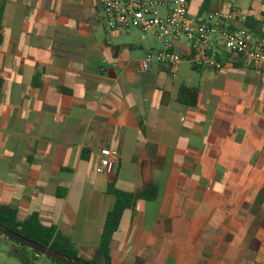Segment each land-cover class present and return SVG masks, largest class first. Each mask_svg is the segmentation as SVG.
I'll use <instances>...</instances> for the list:
<instances>
[{
	"label": "crops",
	"instance_id": "crops-1",
	"mask_svg": "<svg viewBox=\"0 0 264 264\" xmlns=\"http://www.w3.org/2000/svg\"><path fill=\"white\" fill-rule=\"evenodd\" d=\"M224 1L192 0L190 14ZM262 2L238 1L256 23L252 39L264 37ZM2 4L0 207L21 220L37 215L91 260L115 205L109 185L139 191L141 162L151 160L159 198L125 212L114 264H228L251 251L252 224L264 221V69L237 56L222 70L185 60L175 76L157 62L139 74L159 41L136 27L109 30L95 0ZM176 47L187 53L190 44ZM182 85L200 89L196 106L178 102ZM106 151L119 158L112 174L97 172ZM252 212L263 219L244 236ZM17 249H0V264H24ZM24 253L31 264H55Z\"/></svg>",
	"mask_w": 264,
	"mask_h": 264
},
{
	"label": "built area",
	"instance_id": "built-area-1",
	"mask_svg": "<svg viewBox=\"0 0 264 264\" xmlns=\"http://www.w3.org/2000/svg\"><path fill=\"white\" fill-rule=\"evenodd\" d=\"M192 0H95L101 7L106 27L122 32L132 27L154 36L159 48H150L139 60V74L149 71L153 63L168 68L175 76L180 65L188 60L196 69L222 70L234 63L237 56L256 69H264V37L252 39L245 26V16L238 0H225L215 10L191 16ZM264 9V0L262 2ZM241 20L244 25L233 27ZM190 44L187 53L179 51L178 43ZM98 173L112 174L118 156L105 152ZM37 258H41L39 254Z\"/></svg>",
	"mask_w": 264,
	"mask_h": 264
},
{
	"label": "trees",
	"instance_id": "trees-1",
	"mask_svg": "<svg viewBox=\"0 0 264 264\" xmlns=\"http://www.w3.org/2000/svg\"><path fill=\"white\" fill-rule=\"evenodd\" d=\"M4 11L3 4H0V21ZM203 14V12H201ZM253 17H247L246 27L252 28L256 23L251 24ZM2 37L0 35V42ZM200 89L182 85L178 94V102L180 104L194 107L198 104ZM142 166V188L137 192H127L118 189L114 184L108 187V193L114 196L115 205L107 215L104 232L98 246L95 249L94 257L91 260L82 259L79 256V250L71 237L59 231L56 227L45 226L37 215L27 220H21L17 213L0 207V224L4 227L15 231L22 236L35 241L41 245L52 248L53 250L76 259L87 261L90 264H114L111 254V244L114 235L120 228L121 221L126 211L135 209L139 201L154 202L159 198L160 187L154 180V165L151 160H143ZM264 201V189L261 191L257 200L258 205ZM253 239L250 249L253 252H259L262 248V232L264 233V221H254L252 224ZM0 236L2 234L0 233ZM7 238V237H6ZM12 241V240H11ZM18 249L13 255L18 257L24 264H31L30 259L26 257L24 252L31 251L35 255L38 253L29 248L12 241ZM40 255V254H39ZM42 256V255H40ZM44 257V256H43ZM47 258V257H46ZM55 264H62L53 259L47 258ZM146 259L138 258L136 264H145ZM264 264V263H262Z\"/></svg>",
	"mask_w": 264,
	"mask_h": 264
},
{
	"label": "water",
	"instance_id": "water-1",
	"mask_svg": "<svg viewBox=\"0 0 264 264\" xmlns=\"http://www.w3.org/2000/svg\"><path fill=\"white\" fill-rule=\"evenodd\" d=\"M0 233L3 236L7 237L8 239H10L14 242H17V243L29 248L30 250H33V251L37 252L38 254H40L44 257L53 259L59 263H62V264H90L87 261L63 255V254L53 250L50 247L36 243L35 241H32V240L22 236L21 234L4 227L1 224H0Z\"/></svg>",
	"mask_w": 264,
	"mask_h": 264
},
{
	"label": "rangeland",
	"instance_id": "rangeland-1",
	"mask_svg": "<svg viewBox=\"0 0 264 264\" xmlns=\"http://www.w3.org/2000/svg\"><path fill=\"white\" fill-rule=\"evenodd\" d=\"M3 1L4 0H0V4H2ZM238 1H239V3L242 6H245V5H247V4L251 3V2L252 3H256L259 0H238ZM255 219H263V217L258 212H252L251 214H249L244 219V221H243L244 227H243V230H242V234L244 236L246 235V232L248 230L247 227L250 226L252 221L255 220ZM2 238H4V240H7L6 241L7 243H1V239ZM11 243H12V241L10 239L6 238L3 235L0 236V249H1V251L5 250V247H7ZM0 256H2V255H0ZM41 258L47 259L46 257H43V256H41ZM47 260H49V259H47ZM240 260H243V262H244L243 264H246L248 262H250L251 264L264 262V238H263V248H262V251L260 253L253 252V251H248L247 253L239 252L237 254L234 262L228 263V264H240V262H239ZM35 264H39V263L36 262Z\"/></svg>",
	"mask_w": 264,
	"mask_h": 264
}]
</instances>
